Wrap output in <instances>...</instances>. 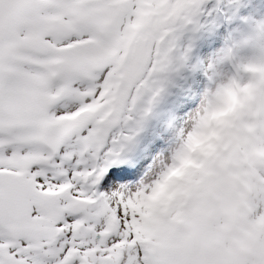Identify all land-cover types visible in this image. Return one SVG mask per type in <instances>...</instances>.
<instances>
[{"label": "snow or ice", "instance_id": "obj_1", "mask_svg": "<svg viewBox=\"0 0 264 264\" xmlns=\"http://www.w3.org/2000/svg\"><path fill=\"white\" fill-rule=\"evenodd\" d=\"M201 2L0 0V264H264V180L231 250L146 230L151 186L127 183L140 102Z\"/></svg>", "mask_w": 264, "mask_h": 264}, {"label": "rangeland", "instance_id": "obj_2", "mask_svg": "<svg viewBox=\"0 0 264 264\" xmlns=\"http://www.w3.org/2000/svg\"><path fill=\"white\" fill-rule=\"evenodd\" d=\"M216 3L224 12L225 26L234 41L239 81H251L255 87L246 97V112L218 126L211 138L214 142L177 162L175 150L190 126L192 109L205 89L225 80L228 74L221 59L224 26ZM262 8L264 0H202L195 22L178 36L171 64L157 74L154 87L159 92L155 96L148 93L141 100L139 122L125 146L124 161L135 169L127 183L151 186L137 201L146 230L176 236L195 225L207 230L211 243L225 250L251 242L250 232L237 238L233 229L243 219L246 190L254 181L264 180V75L241 71L244 64H264ZM246 48L251 53L247 54ZM196 65L200 66L199 74L193 73ZM253 122L254 132L246 127ZM138 145L143 146L146 157L126 163Z\"/></svg>", "mask_w": 264, "mask_h": 264}, {"label": "clouds", "instance_id": "obj_3", "mask_svg": "<svg viewBox=\"0 0 264 264\" xmlns=\"http://www.w3.org/2000/svg\"><path fill=\"white\" fill-rule=\"evenodd\" d=\"M255 87L251 81L241 82L233 76L219 81L214 87L205 89L191 114L188 116L190 126L184 133L181 145L175 150L178 162L188 153L207 146L218 126L226 121L238 119L247 111L246 97ZM255 115V113H254ZM246 127L253 131L256 123Z\"/></svg>", "mask_w": 264, "mask_h": 264}, {"label": "bare ground", "instance_id": "obj_4", "mask_svg": "<svg viewBox=\"0 0 264 264\" xmlns=\"http://www.w3.org/2000/svg\"><path fill=\"white\" fill-rule=\"evenodd\" d=\"M263 11H261V14H259L260 16H262L264 18V8H262ZM245 51H247V48L245 49ZM251 53V50L246 52ZM200 66H195L192 70L194 71L193 73L195 74H199L200 73ZM146 157V153H145V149L143 148V146H136L133 148V150L131 151V153L129 154V161L134 160V161H138V160H143ZM127 161V163L129 162Z\"/></svg>", "mask_w": 264, "mask_h": 264}]
</instances>
